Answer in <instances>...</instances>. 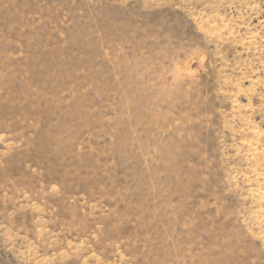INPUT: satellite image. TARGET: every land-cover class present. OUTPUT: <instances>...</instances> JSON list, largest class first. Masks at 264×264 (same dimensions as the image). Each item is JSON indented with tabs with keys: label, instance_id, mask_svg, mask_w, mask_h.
Instances as JSON below:
<instances>
[{
	"label": "rangeland",
	"instance_id": "rangeland-1",
	"mask_svg": "<svg viewBox=\"0 0 264 264\" xmlns=\"http://www.w3.org/2000/svg\"><path fill=\"white\" fill-rule=\"evenodd\" d=\"M0 264H264V0H0Z\"/></svg>",
	"mask_w": 264,
	"mask_h": 264
}]
</instances>
